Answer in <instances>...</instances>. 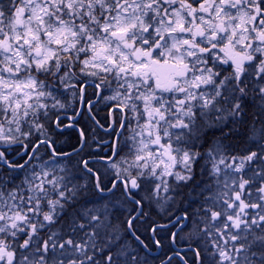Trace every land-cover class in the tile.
Instances as JSON below:
<instances>
[{"label":"snow or ice","instance_id":"obj_1","mask_svg":"<svg viewBox=\"0 0 264 264\" xmlns=\"http://www.w3.org/2000/svg\"><path fill=\"white\" fill-rule=\"evenodd\" d=\"M157 261L264 264V0H0V264Z\"/></svg>","mask_w":264,"mask_h":264},{"label":"flooded vegetation","instance_id":"obj_2","mask_svg":"<svg viewBox=\"0 0 264 264\" xmlns=\"http://www.w3.org/2000/svg\"><path fill=\"white\" fill-rule=\"evenodd\" d=\"M100 107L103 108V105H101ZM106 116H107L109 119L112 118L111 115H110L106 110H104V111H99V118H100L101 120H103Z\"/></svg>","mask_w":264,"mask_h":264},{"label":"trees","instance_id":"obj_3","mask_svg":"<svg viewBox=\"0 0 264 264\" xmlns=\"http://www.w3.org/2000/svg\"><path fill=\"white\" fill-rule=\"evenodd\" d=\"M161 222H163V220H162ZM157 264H159V262H158V261H157Z\"/></svg>","mask_w":264,"mask_h":264},{"label":"rangeland","instance_id":"obj_4","mask_svg":"<svg viewBox=\"0 0 264 264\" xmlns=\"http://www.w3.org/2000/svg\"><path fill=\"white\" fill-rule=\"evenodd\" d=\"M157 251H159V250H157Z\"/></svg>","mask_w":264,"mask_h":264}]
</instances>
